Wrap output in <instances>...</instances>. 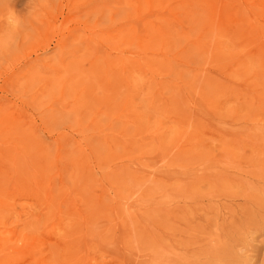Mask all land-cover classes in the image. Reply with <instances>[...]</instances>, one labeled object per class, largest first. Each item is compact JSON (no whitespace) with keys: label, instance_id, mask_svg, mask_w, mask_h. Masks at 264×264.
Instances as JSON below:
<instances>
[{"label":"rangeland","instance_id":"rangeland-1","mask_svg":"<svg viewBox=\"0 0 264 264\" xmlns=\"http://www.w3.org/2000/svg\"><path fill=\"white\" fill-rule=\"evenodd\" d=\"M32 2L0 0V264H264V0H106L58 21L100 31L98 58L85 37L41 42L65 0Z\"/></svg>","mask_w":264,"mask_h":264},{"label":"bare ground","instance_id":"bare-ground-1","mask_svg":"<svg viewBox=\"0 0 264 264\" xmlns=\"http://www.w3.org/2000/svg\"><path fill=\"white\" fill-rule=\"evenodd\" d=\"M72 3L69 4L66 0H65V4H63L62 2L59 3L55 9H53L51 12H48L44 15V23L45 25L48 26L47 32L45 34V38L40 39L41 42H50L49 40H53V42H56V47L58 48H65V46H67L69 43L72 44L74 41H76L77 39H82L85 37L86 43L88 45V47L90 48H94L93 51L95 52V56L96 58L98 57H103L106 55V50L102 47H95L96 45L99 44V41L102 39H98L100 38V31H95L94 29H92L91 26L85 25L83 24L82 26H80L79 28H76V30L74 31H66V32H62L57 30L56 26L58 24V21H60V19L64 20L68 17H72L75 13H82L86 7H90L93 8L95 5H97L99 2L102 1H106V0H88L86 3L87 6L85 8L82 7V5H75L74 4V0H70ZM5 2L8 4V8L10 10H15V9H21V11H29L30 9L33 8V2L32 0H5ZM156 2V0H148V3L151 5H154V3ZM85 3V4H86ZM141 6V4H140ZM242 15H243V11L242 10H238V21H242ZM48 16H51V22L48 23ZM8 20H10L11 24H14L13 26L16 28H20L21 24H20V20L21 18L18 15H14V13L8 17ZM13 27V28H14ZM121 33L123 34L125 29L122 28L120 29ZM260 32L259 27L255 26V38L256 40H258L259 38L258 33ZM41 32H38L37 35L40 36ZM49 38L47 41L46 39ZM108 40H112L114 39V37H112L111 35H108ZM122 38H126V36H123ZM31 56V55H30ZM33 56V55H32ZM35 59H30L27 64H26V70L30 71V70H35L36 68H38L40 62L38 60V56L36 55L34 57ZM39 73L41 71H38ZM19 83V80L16 79L15 83ZM252 148H259L260 145L257 143L254 144H249ZM250 158V156L244 154L241 157V161L238 162V172H243V173H249V175H253L255 174V172H259L260 168H262V165L257 166L256 168L253 166H250L247 168L248 172L244 171V168L242 167V164H244L245 161H247ZM231 165V162H229L228 160H224V159H217L215 161H211L209 163V166L211 167L210 173L208 174L209 177L213 178L217 171H220V168H222L223 170H227L228 167ZM229 220V219H228ZM250 231V229H249ZM249 247V246H245ZM239 258V257H238ZM167 260V259H166ZM224 261V260H223ZM240 261V258H239ZM225 262V261H224ZM229 264V263H227Z\"/></svg>","mask_w":264,"mask_h":264}]
</instances>
